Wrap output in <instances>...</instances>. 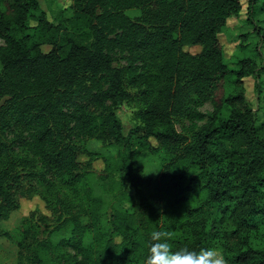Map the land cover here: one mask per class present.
Masks as SVG:
<instances>
[{"label":"trees","instance_id":"obj_1","mask_svg":"<svg viewBox=\"0 0 264 264\" xmlns=\"http://www.w3.org/2000/svg\"><path fill=\"white\" fill-rule=\"evenodd\" d=\"M244 2L73 0L56 21L38 0H0V236L15 246L11 264L143 261L154 230L171 232L174 250L220 246L228 264H264L253 241L264 118L242 83L251 75L259 97L258 64L229 66L217 37L229 16L252 15ZM131 95L136 122L123 132L115 108ZM92 138L114 151L87 148ZM33 195L44 210L3 228Z\"/></svg>","mask_w":264,"mask_h":264},{"label":"rangeland","instance_id":"obj_2","mask_svg":"<svg viewBox=\"0 0 264 264\" xmlns=\"http://www.w3.org/2000/svg\"><path fill=\"white\" fill-rule=\"evenodd\" d=\"M245 0H242L243 7ZM40 7L44 10L46 16L52 20L62 21L66 16L70 15L73 8V0H38ZM242 9L237 16H229L224 25L217 32L218 40L222 48V61L229 66L235 65V60L241 56H252L258 64L259 82L261 91L258 98L255 96L254 79L251 75H244L242 83L244 94L250 100L252 107L256 111V123H260L264 118V0H253V13L250 17ZM1 42V39H0ZM186 50L196 51L198 45L184 46ZM225 82L222 84L219 94L224 90ZM131 91V89L129 88ZM136 108L134 96L121 101L115 108V114L120 120L122 130L125 132L130 126L136 122L133 111ZM209 101H204L200 109H210ZM87 148L91 150H100L102 152H113L114 146L102 144L98 139H88ZM141 162L145 172L153 175L159 171V163L157 156L151 153H145L141 157ZM96 168L101 167L99 158L93 161ZM130 190V188H129ZM44 210L41 199L33 195L31 197H20L19 205L16 209L11 210L7 218L1 220L3 228H11L19 219L21 214L26 213L32 208ZM254 243L264 247V227H261L254 234ZM221 250V247L218 246ZM15 257V246L6 237L0 236V264H11ZM129 264H143V261H132Z\"/></svg>","mask_w":264,"mask_h":264},{"label":"clouds","instance_id":"obj_3","mask_svg":"<svg viewBox=\"0 0 264 264\" xmlns=\"http://www.w3.org/2000/svg\"><path fill=\"white\" fill-rule=\"evenodd\" d=\"M172 239L173 234L169 231H152L143 264H228L223 251L216 247L174 250L170 243Z\"/></svg>","mask_w":264,"mask_h":264}]
</instances>
